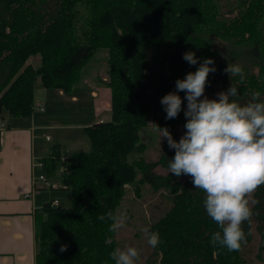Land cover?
<instances>
[{
	"label": "trees",
	"instance_id": "1",
	"mask_svg": "<svg viewBox=\"0 0 264 264\" xmlns=\"http://www.w3.org/2000/svg\"><path fill=\"white\" fill-rule=\"evenodd\" d=\"M98 48L109 50L108 78L102 81L110 89L104 111L111 119L85 127L90 150L61 159L57 146L41 160L46 176L63 168L58 189L70 192L72 204L52 206L53 199L37 214L36 264H114L110 253L120 248L119 230L109 232V222L97 216L118 211L130 186L137 197L148 186L165 199L161 215L148 223L162 242L152 248L144 237L140 248L134 234L137 264H264V186L252 194L257 202L250 203L251 224L242 225L247 243L235 252L214 247L211 237L219 229L204 208L205 193L190 176L169 172L175 150L166 138L157 158L149 154L148 141L156 110H164L161 98L205 58L217 69L208 77L209 99L232 83L240 103L253 91L264 99V0H0V119L5 110L16 117L33 114L38 80L70 94L84 81L83 66ZM188 51L195 52L196 65L183 59ZM36 55L38 65L29 62ZM229 63L244 68L242 82L224 72ZM178 95V117L154 124L167 127L177 142L187 107L185 92ZM256 239L252 256L247 247Z\"/></svg>",
	"mask_w": 264,
	"mask_h": 264
},
{
	"label": "clouds",
	"instance_id": "2",
	"mask_svg": "<svg viewBox=\"0 0 264 264\" xmlns=\"http://www.w3.org/2000/svg\"><path fill=\"white\" fill-rule=\"evenodd\" d=\"M183 59L190 65L198 63L192 51L185 52ZM216 71L214 60L205 58L196 71L176 80L175 91L161 98L165 119L170 120L181 112L183 101L178 93L185 92L186 132L178 142L167 127L155 126L161 139L166 138L169 148L175 150L169 172L177 177L190 176L194 188L205 193L204 208L219 229L210 243L235 252L247 243L242 225L251 224L250 203L257 202L251 199L252 194L264 186V99L259 91H253L247 102L240 103L233 83L226 91L218 92L217 98L209 99L205 89L209 74ZM224 72L230 79H245L244 68L238 63H229ZM97 219L109 222L108 231L115 233L125 227L128 214L126 210L108 211ZM141 231L152 248L162 242L158 231L148 226ZM110 258L114 264H137L140 252L131 246L117 248Z\"/></svg>",
	"mask_w": 264,
	"mask_h": 264
},
{
	"label": "crops",
	"instance_id": "3",
	"mask_svg": "<svg viewBox=\"0 0 264 264\" xmlns=\"http://www.w3.org/2000/svg\"><path fill=\"white\" fill-rule=\"evenodd\" d=\"M102 79L105 81L107 77L104 75ZM81 83L93 88L91 95L96 98L94 104L96 111H91L79 121L80 123L71 126L86 127L103 119L109 120L106 117L109 112L104 110L110 106V92L106 91L102 102V94L98 87L94 89L90 78L85 77ZM57 91L55 104L61 108L55 104L48 111L38 107L39 110L29 117L2 121L4 126L1 129L0 147V264H36L37 214L43 213L45 204L55 198L59 199V205L64 206L61 197L63 191L60 192L63 189H52L38 184V190L33 191L35 180L43 173L39 164L41 160L49 156L54 149L57 150V146L61 151L59 141L47 146L43 143L42 136L48 140L46 131L49 128L70 126H64L58 118L49 119V115L56 110H63L66 105L80 104L85 94L84 92L67 94L60 89ZM43 104L42 100L38 103L41 107ZM45 105L47 106V103ZM43 112L45 113L40 114ZM64 112L68 113L67 110ZM79 146L81 141L71 143L67 154L79 149ZM61 154L63 155L61 159L67 156ZM47 176L52 181L56 180L53 175ZM28 192L31 193L29 197L26 196Z\"/></svg>",
	"mask_w": 264,
	"mask_h": 264
},
{
	"label": "rangeland",
	"instance_id": "4",
	"mask_svg": "<svg viewBox=\"0 0 264 264\" xmlns=\"http://www.w3.org/2000/svg\"><path fill=\"white\" fill-rule=\"evenodd\" d=\"M218 45L220 47H223V45L225 44L218 42L217 46ZM108 55L109 50L107 48H98L94 52V54L89 58V60L85 63L82 69V75L84 77L90 78L91 82L93 83L94 89H97L98 87L99 91L102 94V102L105 99L106 91L110 92L107 83H104L102 81L104 75L108 78ZM40 58V55H36L34 57H31L29 62H32L34 65H38L40 63ZM92 89L93 88L87 87V85L83 83L78 86L76 85L70 94H81L82 92H84L85 94L83 95L81 103L78 105H66L62 108L63 110H56L54 111L55 113L49 115V119L58 118L64 126H70L63 128H49L46 131V134L48 135L49 139L46 140V137L42 136L44 144H46L47 146H52V144L59 141L61 144V153L65 155H68L67 153H69L68 146L75 141H81V146H79V150H90L92 148L90 139L85 131V127L71 126L80 123L79 121L85 118L86 115H89L91 111H96V109L94 108L96 98L92 97L91 95ZM57 90L58 89L46 88L42 86L41 82L38 80L34 88L35 105L33 113L39 110L38 103L40 102V100H42V102L44 103L42 106L44 110L48 111L49 109H51L50 107L54 105L55 101L57 100ZM46 103L48 107L45 105ZM57 106L60 107V105ZM65 110H67L68 113L64 112ZM44 113L45 112L40 114ZM106 117L107 119H111V113L109 112ZM164 117H166L165 111L163 109H157L152 118L153 127L150 128L151 137L148 141L149 147L151 149L149 154L153 158H157L158 148L162 140L164 139H161L160 132H155L156 129L154 127V124H156L161 118ZM11 118L22 119L23 117H16L10 115L5 110L3 116L1 117V120L4 122L6 119L10 120ZM179 127L180 128L177 129V134H180V139L181 136L184 135L185 128L182 127V125H180ZM62 157L63 155L61 154V158ZM62 170L63 168L58 165L55 174L53 175L54 179H56L55 181L59 184L61 182L58 179H60V177L62 176ZM127 189H129L130 191H128L126 199L119 208V210H126L128 214V220L126 221L125 227L119 229L118 232L120 249H125L126 247L131 246L132 240L135 238L134 234H136L137 232L139 233V236L140 234L141 236L136 237L135 241L137 244H139V247L141 248L146 243L145 241H141L145 237L141 229L145 226H148V223H150L149 221L151 220V218L149 217H152L153 220H156L161 215L160 213L162 211V208L159 209L158 207L163 204V201L165 199L163 200V198L161 197V192L153 194L148 186H142V195L140 197H137V194L132 186L127 187ZM62 191V204L65 207H69L72 204L71 194L68 193V191L60 190V192ZM255 241L256 243L253 242L247 247L249 255L252 256L255 253L258 245V239H256ZM139 262H141V260Z\"/></svg>",
	"mask_w": 264,
	"mask_h": 264
},
{
	"label": "built area",
	"instance_id": "5",
	"mask_svg": "<svg viewBox=\"0 0 264 264\" xmlns=\"http://www.w3.org/2000/svg\"><path fill=\"white\" fill-rule=\"evenodd\" d=\"M41 109H42V108H41ZM3 126H4V125H3V122H2V120L0 119V131H1V129H3ZM39 164H40V163H39ZM40 166H41V164H40ZM38 184L48 186V187H50V188H52V189H58V188L60 187V185H59L56 181H52V180H50V179L48 178V176H46L44 173H41V174L39 175V177L35 180L33 191L38 190ZM30 195H31L30 192H28V193L26 194L27 197H29ZM59 204H60V201H59L58 198H55V199L53 200V202H52V206H57V205H59Z\"/></svg>",
	"mask_w": 264,
	"mask_h": 264
}]
</instances>
